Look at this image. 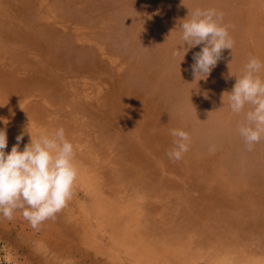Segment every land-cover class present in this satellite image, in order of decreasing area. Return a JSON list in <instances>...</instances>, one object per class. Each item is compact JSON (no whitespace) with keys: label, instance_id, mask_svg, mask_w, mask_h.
<instances>
[{"label":"rangeland","instance_id":"obj_1","mask_svg":"<svg viewBox=\"0 0 264 264\" xmlns=\"http://www.w3.org/2000/svg\"><path fill=\"white\" fill-rule=\"evenodd\" d=\"M197 8L234 40L206 79L203 45L173 55ZM250 57L264 62V0H0L5 151L62 127L79 170L38 230L0 218V264H264V139L247 150L249 106L227 94ZM172 129L190 136L179 161Z\"/></svg>","mask_w":264,"mask_h":264},{"label":"clouds","instance_id":"obj_2","mask_svg":"<svg viewBox=\"0 0 264 264\" xmlns=\"http://www.w3.org/2000/svg\"><path fill=\"white\" fill-rule=\"evenodd\" d=\"M228 25L223 24V13L216 9L193 10L181 23L183 46L173 55L179 56L197 45H203L194 53L191 70L195 76L206 79L221 59L225 49L232 51L234 40ZM264 62L250 57L242 75L227 92L230 109L235 114L244 112V122L238 128L248 151L264 139V79L261 71ZM223 99V96H222ZM173 147L168 150L170 160L179 161L189 149L190 136L180 129L170 130ZM23 135L16 137L10 152H6L7 133L0 130V218L11 221L17 210L30 226L38 230L46 220L54 219L74 196V186L79 170L75 163V149L66 138L64 128L51 135L37 138L30 135V142L23 150L19 144Z\"/></svg>","mask_w":264,"mask_h":264},{"label":"bare ground","instance_id":"obj_3","mask_svg":"<svg viewBox=\"0 0 264 264\" xmlns=\"http://www.w3.org/2000/svg\"><path fill=\"white\" fill-rule=\"evenodd\" d=\"M99 157V156H98ZM81 172H82V170H80ZM105 172H106V170H105ZM105 172H103V173H105ZM107 173V172H106ZM91 174V173H90ZM109 174V173H108ZM105 175V174H104ZM92 176V175H91ZM94 176V175H93ZM92 184V183H91ZM96 184V183H95ZM90 185V184H89ZM91 186V185H90ZM98 186V185H97ZM93 187H95V186H93ZM18 212H19V210H18ZM62 213H64L63 211H62ZM57 216V215H56ZM58 217V216H57ZM63 217V216H62ZM59 219V218H58ZM97 219V218H96ZM100 220V219H99ZM156 220V219H155ZM16 221V220H15ZM106 221H108V220H106ZM45 223V222H44ZM159 223V222H158ZM46 224H47V222H46ZM105 224V223H104ZM107 224V223H106ZM21 225H22V223H21ZM62 225V224H61ZM109 226H111L112 227V225H110V224H108ZM63 226V225H62ZM10 227V226H9ZM27 228V227H26ZM115 228V227H114ZM0 229H1V226H0ZM41 229V228H40ZM47 229H49V228H47ZM112 229V228H111ZM160 229V228H159ZM25 230V229H24ZM30 230V229H29ZM56 231H58V230H56ZM113 231V230H112ZM164 231V230H163ZM38 232V231H37ZM36 232V233H37ZM48 232V231H47ZM62 232V231H61ZM38 233H40V232H38ZM42 233V232H41ZM124 233V232H123ZM126 233V232H125ZM124 233V234H125ZM15 234V233H14ZM30 234V233H29ZM61 234V233H60ZM112 235V234H111ZM40 236V235H39ZM126 236V235H125ZM124 236V237H125ZM165 236V235H164ZM38 237V236H37ZM114 237V236H113ZM111 238V237H110ZM110 238H108V239H110ZM119 238V237H118ZM123 238V237H122ZM168 238V237H167ZM45 242V241H44ZM109 243V242H108ZM122 244V243H121ZM128 244V243H127ZM129 245V244H128ZM130 246V245H129ZM128 246V247H129ZM216 247V246H215ZM220 247V246H219ZM59 248V247H58ZM141 248V247H140ZM207 249V248H206ZM212 250V249H211ZM69 252V251H68ZM79 252V251H78ZM130 252H133V250L131 251L130 250ZM55 253H57V252H55ZM76 253V252H75ZM213 253V252H212ZM216 253V252H215ZM126 254V253H125ZM134 254V253H133ZM203 254V253H202ZM28 256V255H27ZM103 256V255H102ZM213 256V255H212ZM86 258V257H85ZM201 258V257H200ZM204 258V257H203ZM133 260V259H132ZM203 261H205V260H203ZM215 261V260H214ZM221 261V260H220ZM108 262V261H107ZM139 264V263H138Z\"/></svg>","mask_w":264,"mask_h":264}]
</instances>
